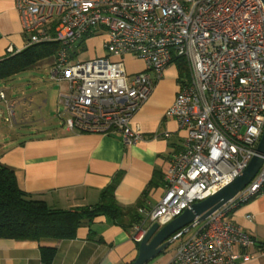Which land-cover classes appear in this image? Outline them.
I'll return each mask as SVG.
<instances>
[{
    "label": "built area",
    "instance_id": "obj_1",
    "mask_svg": "<svg viewBox=\"0 0 264 264\" xmlns=\"http://www.w3.org/2000/svg\"><path fill=\"white\" fill-rule=\"evenodd\" d=\"M15 5L28 45H59L51 76L65 86L60 115L69 132H117L125 143L142 140L139 126L131 125L133 116L175 59L187 63L190 80L176 82L164 114L184 136L171 156L163 195L153 207L138 208L131 233L136 244L153 223H168L230 183L256 154L264 128L262 0H15ZM93 37L101 38L104 54L78 60L84 40ZM126 56L143 61L145 70L129 74ZM263 191L264 161L235 197L192 224L200 228L167 264H236L252 257L246 250L255 240L227 216Z\"/></svg>",
    "mask_w": 264,
    "mask_h": 264
},
{
    "label": "crops",
    "instance_id": "obj_2",
    "mask_svg": "<svg viewBox=\"0 0 264 264\" xmlns=\"http://www.w3.org/2000/svg\"><path fill=\"white\" fill-rule=\"evenodd\" d=\"M97 39L86 41L88 46L94 47L93 51L89 46L93 51L91 57L104 54L101 39H98L100 47H95ZM27 45L15 0H0V58L21 51ZM124 59L129 74L145 70L143 61L131 56ZM174 63L175 66L170 64L155 82L148 100L131 120V125H138L144 136L136 143H125L122 134L117 132H69L58 118L59 114L53 117L47 109L48 99L43 100L46 107H38L39 116L28 120V112L22 106L27 98L7 97L0 89L5 96L0 101L7 105L9 114L18 120L17 124L29 129L23 139L15 135L16 142L11 143L7 137V143L4 141L0 146V163L14 171L22 191L55 209L74 211L93 207L100 202L102 191L110 186L122 210L136 212L140 207H153L163 195L171 156L184 136L176 120L164 115L177 91ZM61 92L63 90L59 91V98ZM12 107L17 108V112L12 111ZM37 121L42 123L38 127L40 131L34 126ZM134 216H125L122 223L128 227H124L105 215H98L78 227L73 238L53 242L0 238V264H43L40 246L56 248L51 264H130L138 254V244L131 239L130 223ZM227 218L255 240L254 247L246 250L252 257L246 261L239 259L236 264H264V191L237 207ZM199 228L190 226L175 239L190 233L188 239ZM186 239L174 250L166 248L146 264H167Z\"/></svg>",
    "mask_w": 264,
    "mask_h": 264
},
{
    "label": "trees",
    "instance_id": "obj_3",
    "mask_svg": "<svg viewBox=\"0 0 264 264\" xmlns=\"http://www.w3.org/2000/svg\"><path fill=\"white\" fill-rule=\"evenodd\" d=\"M58 48L59 45L55 41L42 42L27 45L21 51L0 58V82L42 60H52ZM174 61L177 71L181 69L188 71V65L183 59ZM189 80L188 72L185 81L177 79V82ZM113 196V186H110L102 191L100 202L93 207L74 211L55 209L49 207L45 201L33 198L22 191L18 187L14 171L0 163V238L36 242L71 239L78 227L85 222L89 223L98 215H105L124 227H128L122 223L125 216L135 215L130 223L133 227L139 220L138 209L136 212L122 210ZM39 249L41 262L51 264L56 248L40 246Z\"/></svg>",
    "mask_w": 264,
    "mask_h": 264
},
{
    "label": "rangeland",
    "instance_id": "obj_4",
    "mask_svg": "<svg viewBox=\"0 0 264 264\" xmlns=\"http://www.w3.org/2000/svg\"><path fill=\"white\" fill-rule=\"evenodd\" d=\"M97 38L99 40L101 39L99 37ZM98 39V43L95 44V47L97 48L100 47V41ZM82 46L83 47L80 50L78 60H86L93 56V46L89 45L93 49V51H91L85 40ZM110 58L113 59L112 57ZM52 62L53 59L42 60L37 64L25 69L24 71L12 76L11 78L0 82V89L6 93L7 97L11 95L15 98H27V102L23 101L22 106L24 107L25 112H28L26 114L28 120H32V118L35 119L39 116V106L46 107V105L43 104L44 99H48L47 109L53 114V117L59 114L58 118L61 120L60 113L62 112L63 107L59 102V91L64 90L65 86L51 79ZM172 64L173 66H175V63ZM188 72L189 69L188 71L184 69L178 71L176 70V73L178 75L177 79H179L180 81H185L188 78ZM22 99L23 98H21L20 100ZM11 110L17 112V108L12 107ZM37 122L34 126L38 129V131H40L41 128L38 127H40L42 123L40 121ZM17 123L18 120H14V118L9 114L7 105L3 104V101H0V146L3 145L4 141L6 142L7 137L9 138L10 142L12 141L11 143L16 142L14 140L15 135L16 137L18 136L19 139L24 138L23 135H25L29 129L24 125L20 126ZM10 142H8V144ZM189 234L190 233H184L182 238L175 239L173 243H170L168 245L167 250H174L180 243V241L182 239H186Z\"/></svg>",
    "mask_w": 264,
    "mask_h": 264
},
{
    "label": "water",
    "instance_id": "obj_5",
    "mask_svg": "<svg viewBox=\"0 0 264 264\" xmlns=\"http://www.w3.org/2000/svg\"><path fill=\"white\" fill-rule=\"evenodd\" d=\"M264 5V0H262ZM264 161V128L256 146V154L251 158L242 173L230 183L222 187L214 194L194 202L177 217L160 226L153 223L147 229L144 238L138 245V254L130 264H146L158 254L162 253L168 245L192 224L204 221L214 211L235 197L256 175ZM177 233V234H176ZM172 237V235H174Z\"/></svg>",
    "mask_w": 264,
    "mask_h": 264
}]
</instances>
